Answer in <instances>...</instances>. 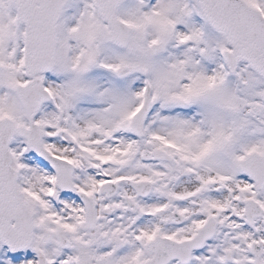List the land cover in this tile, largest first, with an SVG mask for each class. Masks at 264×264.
I'll use <instances>...</instances> for the list:
<instances>
[{"label":"snow or ice","instance_id":"6c2138e0","mask_svg":"<svg viewBox=\"0 0 264 264\" xmlns=\"http://www.w3.org/2000/svg\"><path fill=\"white\" fill-rule=\"evenodd\" d=\"M0 264H264V0H0Z\"/></svg>","mask_w":264,"mask_h":264}]
</instances>
